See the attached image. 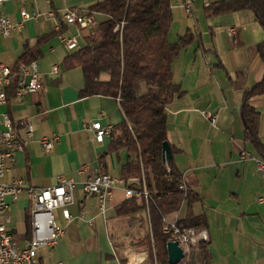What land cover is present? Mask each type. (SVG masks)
<instances>
[{"label": "crops", "instance_id": "0c3cea01", "mask_svg": "<svg viewBox=\"0 0 264 264\" xmlns=\"http://www.w3.org/2000/svg\"><path fill=\"white\" fill-rule=\"evenodd\" d=\"M97 1L6 0L0 5V14L13 23L21 21V9L37 14L36 19L23 21L10 36L0 37V64L12 68L26 49L36 51L34 60L44 84L41 91L21 98L8 90L6 102L0 105V119L6 112L23 141L22 151L14 154L1 182L22 178L25 186L48 187L59 175L76 182L74 201L68 207L71 219L66 221L59 209L54 210L55 222L63 233L53 247L37 250L34 264H151L147 213L118 215L116 209L125 200L120 187L112 191L104 212L99 213L96 197L86 196L81 188L84 180L98 172L120 176L127 160L126 149L112 146L123 120L118 100L104 95L81 96L82 70L65 67L71 51L57 39L58 23L60 33L74 36L79 47L84 46L89 30L66 24L62 14L66 10L87 13ZM208 2L204 0L203 6ZM91 15L95 23L105 18L100 13ZM207 18H212L215 33L220 27H233V40L224 45L214 38L198 43L195 33L186 28L184 34L189 30L192 39L180 46L171 64L172 80L183 93L166 106L167 142L174 148L173 165L183 174L186 186L199 196L192 209L206 218L203 231L210 264H264V176L260 170L264 159L244 136L240 109L243 90L256 83L263 72L254 45L264 39V29L249 10ZM256 22L259 27L255 28ZM179 32L178 38L184 35ZM53 65L58 68L55 74L51 73ZM250 104L259 112L258 135L264 146V94L252 97ZM201 110L216 115L215 125L201 116ZM96 120L113 126L102 142L94 139L88 127ZM26 121L33 125L30 139L25 136ZM52 134L58 140L46 153L38 140ZM81 166L85 169L78 173ZM5 201L10 215L7 229L22 245L30 233L31 202L24 191L15 200L6 197ZM184 210L183 203L179 218Z\"/></svg>", "mask_w": 264, "mask_h": 264}, {"label": "trees", "instance_id": "16d2710c", "mask_svg": "<svg viewBox=\"0 0 264 264\" xmlns=\"http://www.w3.org/2000/svg\"><path fill=\"white\" fill-rule=\"evenodd\" d=\"M202 10L206 17L249 10L264 29V0H213ZM87 13H100L105 18L94 23L84 46L71 51L65 67L82 70L81 96L104 95L118 100L123 120L112 146L127 151L120 177L126 183L140 181L147 196L124 200L116 212L130 216L145 211L150 262L169 264V236L162 232L163 216L177 211L184 203V214L177 224L195 230L207 227L205 216L192 209L199 200L197 193L187 187L184 197L178 188L182 174L172 158L167 164L161 160V146L167 141L166 106L175 95L183 93L172 80L171 64L180 46L191 41L192 34L187 30L178 41L168 40L172 22L170 0H99L88 7ZM254 51L263 72L256 83L243 90L240 109L244 136L264 159V146L258 135L259 112L250 104L252 97L264 94V39L254 45ZM34 52L26 49L23 58L11 68L6 97L8 90L15 93L18 66L34 60ZM170 148L173 154L174 148ZM179 264H210L208 240L201 239L191 246L186 261Z\"/></svg>", "mask_w": 264, "mask_h": 264}, {"label": "built area", "instance_id": "2783aa9c", "mask_svg": "<svg viewBox=\"0 0 264 264\" xmlns=\"http://www.w3.org/2000/svg\"><path fill=\"white\" fill-rule=\"evenodd\" d=\"M5 1L0 0V5ZM191 6V0H184V7L188 11H190ZM47 15L51 17L53 12H48ZM20 17V22L13 23L8 16L0 14V37L10 36L12 31L22 26L23 21L36 19L37 14L28 13L25 9H21ZM62 18L66 24H75L80 29L90 30L95 23L92 15L79 13L76 10L64 11ZM59 30L60 26L57 23V39L67 51H72L79 47L74 36H65ZM227 32L232 35L234 28H227ZM57 71V66L53 65L51 73L55 74ZM16 74L18 80L14 94L17 98L43 89L44 84L40 79L35 60L20 64ZM11 76V68L0 64V105L6 102V89L11 83ZM200 114L211 125H215L216 115L207 110H201ZM0 123L3 125V130L0 131V264H34L37 250L42 246L53 247L58 237L63 233V228L55 222L54 210L59 209L66 221L71 219L68 207L74 201L73 191L76 182L72 178H66L62 175L57 176L56 183L48 187L25 186L22 178H13L9 183L1 182L5 172L9 169V165L14 162V154L22 151L23 141L6 112L1 114ZM24 127L25 136L30 139L33 133V125L26 121ZM88 127L93 132V137L97 142H102L103 138L109 135L113 129L112 125H103L98 120L91 122ZM57 140L58 136L52 134L41 137L38 142L43 151L48 153L52 150L53 144ZM84 169L85 166H81L78 169V173H82ZM260 170L264 176V163H260ZM127 183L120 176L98 172L84 180L81 183V188L86 196L96 197L99 213H103L106 201L117 187L122 188L125 200L147 196V191L143 186L128 185ZM178 188L185 197L187 195V186L183 174ZM22 191L27 194L31 202L29 211L30 233L23 241V244L19 245L7 229L10 215L9 204L5 201V198L10 197L15 200ZM179 211L180 209L175 211L173 218H168L166 215L163 216L162 232L169 236L168 240L178 241L186 256L190 247L194 246L199 240L204 239L205 234L203 230L180 227L177 224ZM57 264H62V262L59 261Z\"/></svg>", "mask_w": 264, "mask_h": 264}, {"label": "rangeland", "instance_id": "374dc122", "mask_svg": "<svg viewBox=\"0 0 264 264\" xmlns=\"http://www.w3.org/2000/svg\"><path fill=\"white\" fill-rule=\"evenodd\" d=\"M192 6L190 11L184 7V0H170V7L172 13V22L168 30L169 41L174 42L178 39L177 33H185L186 28L189 27L193 33H195V40L198 43H209L211 39H216L219 44L230 42L233 40V37L227 32V29L222 27L219 28V32H216V28L211 23L212 18H207L202 13V6L204 0H191ZM213 1V0H205ZM259 27L258 23H255V28ZM213 30V34H210L208 31ZM260 30L262 28L260 27ZM215 35V37H214ZM182 58L184 57L181 56Z\"/></svg>", "mask_w": 264, "mask_h": 264}, {"label": "water", "instance_id": "95a60500", "mask_svg": "<svg viewBox=\"0 0 264 264\" xmlns=\"http://www.w3.org/2000/svg\"><path fill=\"white\" fill-rule=\"evenodd\" d=\"M171 158L172 152L170 145L167 141H164L161 146L162 163L167 164ZM127 184L140 186L141 183L138 180H130ZM166 253L169 264H179L185 258V253L176 240H168L166 242Z\"/></svg>", "mask_w": 264, "mask_h": 264}, {"label": "bare ground", "instance_id": "6f19581e", "mask_svg": "<svg viewBox=\"0 0 264 264\" xmlns=\"http://www.w3.org/2000/svg\"><path fill=\"white\" fill-rule=\"evenodd\" d=\"M8 117H9V115H8Z\"/></svg>", "mask_w": 264, "mask_h": 264}]
</instances>
